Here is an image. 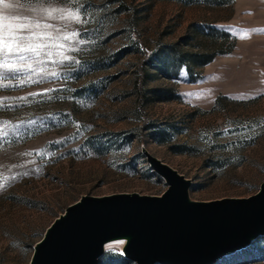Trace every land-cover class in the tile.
Wrapping results in <instances>:
<instances>
[{"label":"rangeland","instance_id":"374dc122","mask_svg":"<svg viewBox=\"0 0 264 264\" xmlns=\"http://www.w3.org/2000/svg\"><path fill=\"white\" fill-rule=\"evenodd\" d=\"M77 10L80 22L67 18ZM0 15L31 24L17 34L40 45L24 61L0 55L20 69L0 68L15 77L0 78V264H29L83 195H161L145 151L190 181L192 200L259 190L264 0H0ZM106 243L97 264H136L125 241ZM215 264H264V235Z\"/></svg>","mask_w":264,"mask_h":264},{"label":"water","instance_id":"95a60500","mask_svg":"<svg viewBox=\"0 0 264 264\" xmlns=\"http://www.w3.org/2000/svg\"><path fill=\"white\" fill-rule=\"evenodd\" d=\"M145 154L167 183L161 195L81 196L47 227L29 264H97L115 239L136 264H215L264 235V180L246 198L192 200L188 179Z\"/></svg>","mask_w":264,"mask_h":264},{"label":"snow or ice","instance_id":"6c2138e0","mask_svg":"<svg viewBox=\"0 0 264 264\" xmlns=\"http://www.w3.org/2000/svg\"><path fill=\"white\" fill-rule=\"evenodd\" d=\"M38 2L42 3L43 0H38ZM4 8H13V5L4 4ZM33 11L38 12V14L47 15L54 19H65L66 18L65 15L63 14V10H58L55 8L48 9V8L40 7L38 9L34 8ZM57 13H59V15H55ZM67 18H70L71 20H74L76 22H80V19H81L78 10L75 12H72V11L68 12ZM7 19L8 17L0 15V21H4ZM13 19L19 20L20 16L14 15ZM0 27H2L6 32L9 33L7 37H0V55H3L5 57H7L9 54L17 55L20 61L26 60V56L23 55V53H26V52L34 53L37 56L39 55L38 49L40 48V45L31 43V41L34 38L39 39V36L37 33L33 32L32 35L17 34L18 31H21V30H25V29L30 30L32 28L31 24L19 23L15 25V28L13 27L12 24H2L0 25ZM35 27H40V25L36 24ZM48 27H51V26L48 25ZM44 47H47V45H44ZM65 59H67V57H65ZM0 68L5 69L12 73H18L20 71V69H18L14 63L7 62V60H5L3 63H0ZM53 75H56V74L53 73ZM0 78H15V77L14 76L6 77L4 76V73L0 72ZM0 86H3V85H0Z\"/></svg>","mask_w":264,"mask_h":264},{"label":"trees","instance_id":"16d2710c","mask_svg":"<svg viewBox=\"0 0 264 264\" xmlns=\"http://www.w3.org/2000/svg\"><path fill=\"white\" fill-rule=\"evenodd\" d=\"M124 54V51L121 52H117L116 56H115V60H118L122 57V55ZM194 55V56H193ZM193 59L197 60V62L199 64H204L207 63L208 61H210L213 57V55H209V54H193Z\"/></svg>","mask_w":264,"mask_h":264},{"label":"bare ground","instance_id":"6f19581e","mask_svg":"<svg viewBox=\"0 0 264 264\" xmlns=\"http://www.w3.org/2000/svg\"><path fill=\"white\" fill-rule=\"evenodd\" d=\"M123 240V242L125 241V239H122ZM105 244H107V243H105ZM236 252V251H235Z\"/></svg>","mask_w":264,"mask_h":264}]
</instances>
